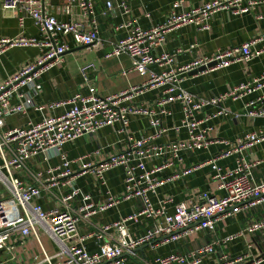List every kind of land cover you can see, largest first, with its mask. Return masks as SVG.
Listing matches in <instances>:
<instances>
[{
  "label": "built area",
  "instance_id": "built-area-1",
  "mask_svg": "<svg viewBox=\"0 0 264 264\" xmlns=\"http://www.w3.org/2000/svg\"><path fill=\"white\" fill-rule=\"evenodd\" d=\"M49 0H0V12L18 13L19 34L12 38L0 39V59L12 49H43L37 61L27 64L15 74L0 83V191L8 192L6 199L0 192V252L12 256L13 246L10 236L16 232L21 238L35 234L34 228L40 225L55 242L59 254L64 256L62 262L47 264H125L124 255L132 254L146 245L159 243H179L186 237L203 232L213 234L223 219L234 214L247 212L264 202V180L254 181L253 169L258 162L248 158V152L257 144L264 142V126L257 132L233 140L211 139L212 127L208 124L229 113L220 108L226 100L237 101L249 94L264 88V72L250 82L232 87L226 92L210 98L197 97L182 88V77L198 68H205L201 73L226 69L234 64L247 63L259 56L263 51L252 52V48L264 43V34L250 39L240 46L227 50H219L211 57L196 58L189 64L177 69L164 68L171 62L168 54L155 55L154 52L166 41L172 30L183 26H194L199 32L208 31L210 20L221 11H231L236 15L251 11L256 2L253 0H212L200 6L184 11L182 1L171 5L167 19L156 26L142 28L128 23L127 33L116 40L112 51L105 58L126 55L132 61V70L137 76L144 78L140 86L130 87L120 94L99 96L94 88H88L87 95L76 94L69 100L36 105L34 100L40 92L38 80L50 68L60 63L69 51V44L64 38H70L75 46L89 47L100 41L99 29L96 25L95 5L102 4L99 15L109 18L114 9L127 13V3L131 0H63L62 12L71 16L72 9L77 7L79 17H88L90 30L78 21L59 22L55 16L46 13ZM264 16H258L263 19ZM30 19L41 34V37H25L24 21ZM192 48V47H191ZM214 64L212 67L210 65ZM210 66V67H209ZM152 67L160 70L154 71ZM95 70L93 65L82 70ZM161 89L155 102V109L145 110L126 105L125 102L142 94L146 90ZM262 97L245 105L246 115L259 117L264 112L253 108ZM178 104L181 108L179 125L173 128L178 133L184 130L187 139L169 144L157 143L165 130L161 119L171 113L168 106ZM67 107L63 114L42 117L37 123L28 122L25 128H13L1 133L3 119L25 115L32 109L42 113L45 110L55 111ZM209 107H219L209 115L197 118L196 114ZM131 115L150 116V127L153 133L149 136L133 139L127 136L128 146L124 152L115 154L97 166L83 164V171L94 173L102 180L105 172L121 168L124 173L122 200L135 199L139 202V210L127 217L120 218L113 224L102 226L88 236H78V225L106 208L115 205L118 200L108 196L106 202L95 207L89 194L74 186L75 176L70 169L74 161H69L61 154L63 146L82 136L91 135L95 131L119 124V133L128 127ZM213 144L225 147L216 158L205 163L189 166L168 178H155V174L182 163L183 157L195 152H203ZM42 156L45 161L59 158L60 165L50 170L49 176L37 186L26 187L16 172L27 160ZM168 156L164 164L147 169V164ZM235 157L234 167L223 170L217 165L218 159ZM204 165L210 166L213 179L219 182L221 197L201 193L193 204L178 203L173 211L168 212L167 204L171 200L160 201L157 205L151 202V195L158 187L167 182L192 175ZM57 191L54 195L53 191ZM43 194L57 197L59 208L44 211L35 204ZM78 200L80 205L75 210L71 202ZM143 218L149 224L141 234L131 235L127 224H137ZM248 234L259 233L264 242V221L252 222L246 229ZM109 237V234H111ZM77 239L74 242V239ZM88 238L94 239L96 251L88 252L83 243ZM109 238V239H108ZM237 238L230 235L205 244L185 253H172L167 256H156L146 264H201L204 257L216 255L217 264H260L262 258H255L250 249L236 257H229L216 252L214 246L226 245ZM108 240H111L110 243Z\"/></svg>",
  "mask_w": 264,
  "mask_h": 264
},
{
  "label": "crops",
  "instance_id": "crops-1",
  "mask_svg": "<svg viewBox=\"0 0 264 264\" xmlns=\"http://www.w3.org/2000/svg\"><path fill=\"white\" fill-rule=\"evenodd\" d=\"M122 0H118L120 3ZM178 0H131L127 3L128 10L124 14L118 8L109 18L99 15L102 4L95 5L96 25L99 29L100 41L89 47L75 46L70 38H64L69 44V51L63 56L60 63L50 68L38 80L40 92L35 97L36 105H48L50 103L69 100L76 94L87 95L88 88H94L99 96H111L120 94L122 91L140 86L144 78L137 76L132 70V61L126 55L119 57L105 58L112 51L113 43L123 37L128 29V23H134L142 28H149L163 23L169 16L172 3ZM182 9L188 11L212 0H181ZM256 2L254 8L246 14L236 15L231 11H221L216 13L210 20L208 31L199 32L194 26H183L168 33L165 43L158 48L154 54H168L171 62L164 68L177 69L189 64L196 58L211 57L219 50H227L264 34V0H253ZM63 0H49L46 13L53 15L59 22L78 21L84 24L86 31L90 30L89 18L79 17V10L74 7L71 16L62 12ZM18 13L0 12V39L12 38L20 33L18 27ZM23 35L25 37H41V34L30 19H25ZM192 47V48H191ZM263 51L259 56L250 62L234 64L226 69L208 71L206 73L185 74L182 77V88L189 93L203 98H210L226 92L228 89L250 82L264 72V43H259L252 48V52ZM43 49H12L6 52L0 59V83L7 77L15 74L27 64L37 61L43 54ZM93 65L95 70L88 69L84 79L82 70ZM152 70H160L152 67ZM161 89L146 90L133 99L126 101V105L135 108L154 110L155 102L159 98ZM262 97L260 102L255 103L253 108L259 112H264V88L255 93L237 100H226L220 104V108L225 109L229 115L219 117L211 121L208 126L212 127L211 139L233 140L243 138L245 135L257 132L264 126V113L259 117L250 118L246 115L245 105ZM219 107H209L196 114L197 118L209 115L217 111ZM67 107L55 111L45 110L42 113L32 109L25 115H16L3 119L1 133L13 128H25L28 122L37 123L42 117L57 116L63 114ZM170 115L161 119L162 128L165 132L157 143L169 144L184 141L187 139L184 130L178 133L173 128L179 125L181 119V108L178 104L166 107ZM129 124L124 133H119V124L112 127H105L95 131L91 135L82 136L65 144L61 154L69 161H74L70 165L75 179L74 186L84 193L89 194L95 207H100L111 196L118 202L106 208L78 225L77 235L88 236L97 231L102 226L110 225L120 218L127 217L139 210V202L135 199L122 200L124 173L121 168L111 169L104 173L102 180L98 179L94 173L83 171V164L97 166L109 157L124 152L127 149V136L133 139L149 136L153 133L150 127V116L131 115L128 117ZM225 147L213 144L208 150L195 152L192 155L183 157V162L175 164L170 168H165L162 172L155 174V178L165 179L174 173L196 164L205 163L216 158ZM248 158L252 162H258L253 169L254 181L264 180V142L255 145L248 152ZM235 157L228 159H218L217 165L223 170L234 167ZM165 156L159 160H154L147 164V169L160 166L168 161ZM60 165L59 158L45 161L42 156L32 158L24 163V166L16 172V177L25 184L26 187L39 185L49 176V171ZM219 182L213 179V172L208 165H204L196 170L192 175L180 178L158 187L155 194L151 195V202L157 205L160 201L169 199L167 204L168 212L173 211V206L178 203L191 205L201 193H208L212 196L221 197L223 192L218 189ZM1 194L7 199L8 192L2 188ZM57 195V191H53ZM44 211L59 208L57 197L43 194L34 202ZM78 200L71 202V207L75 210L79 207ZM264 221V202L256 207L232 215L223 219L217 230L213 234L197 232L186 237L179 243H159L157 245H146L141 250H135L132 254H125V264H146L151 262L156 256H167L172 253H185L215 240L225 238L230 235H237L232 242L214 246L216 252H222L233 258L247 249H250L255 258H262L260 264H264V242L262 235H253L244 231L252 222ZM149 224L141 218L137 224L128 223L127 227L131 235L135 236L143 233ZM35 234H30L21 238L14 232L10 236L13 246L12 256L0 252V264H47L44 257L50 258L51 263L62 262L64 256L59 254V249L55 242L45 232L40 225L35 226ZM112 233L109 234L111 237ZM109 239V238H108ZM77 239L75 237L74 242ZM112 243L111 240H108ZM88 252H95L94 239L88 238L83 243ZM201 264H217L216 255H208L203 258Z\"/></svg>",
  "mask_w": 264,
  "mask_h": 264
},
{
  "label": "water",
  "instance_id": "water-1",
  "mask_svg": "<svg viewBox=\"0 0 264 264\" xmlns=\"http://www.w3.org/2000/svg\"><path fill=\"white\" fill-rule=\"evenodd\" d=\"M213 65H214V64H212V65H210V66L212 67ZM210 66H209V67H210ZM204 70H205V68H198V69H196V70L190 72L189 74H197V73H201V72H203ZM138 250H141V248H138Z\"/></svg>",
  "mask_w": 264,
  "mask_h": 264
}]
</instances>
